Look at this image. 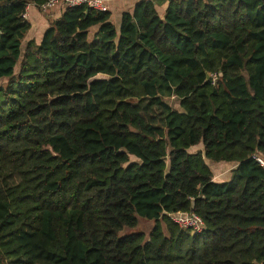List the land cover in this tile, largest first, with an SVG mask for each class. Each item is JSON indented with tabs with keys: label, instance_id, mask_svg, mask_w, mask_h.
Segmentation results:
<instances>
[{
	"label": "trees",
	"instance_id": "16d2710c",
	"mask_svg": "<svg viewBox=\"0 0 264 264\" xmlns=\"http://www.w3.org/2000/svg\"><path fill=\"white\" fill-rule=\"evenodd\" d=\"M46 1L0 0V264H264V0L63 8L38 42Z\"/></svg>",
	"mask_w": 264,
	"mask_h": 264
},
{
	"label": "built area",
	"instance_id": "2783aa9c",
	"mask_svg": "<svg viewBox=\"0 0 264 264\" xmlns=\"http://www.w3.org/2000/svg\"><path fill=\"white\" fill-rule=\"evenodd\" d=\"M34 5V3H28L26 5L25 11L22 15L24 19H29L30 9ZM79 6H86L102 12L108 11V5L105 0H48L40 5L39 10L46 16L54 17L55 11L59 9L76 8ZM216 78L215 75L213 79L216 80ZM254 158L264 168V156L258 153L254 155ZM169 216L180 228L190 230L195 234L205 231V221L195 212H176L170 213Z\"/></svg>",
	"mask_w": 264,
	"mask_h": 264
},
{
	"label": "crops",
	"instance_id": "0c3cea01",
	"mask_svg": "<svg viewBox=\"0 0 264 264\" xmlns=\"http://www.w3.org/2000/svg\"><path fill=\"white\" fill-rule=\"evenodd\" d=\"M107 5H108V11L111 12L112 14V21L119 26L121 22V17L124 12H133L135 5L142 1V0H105ZM168 7V2H166L164 5L159 7V12L162 14V16L165 14V11ZM60 9L55 11V16L56 14L58 15ZM44 15L38 8L35 6H32L30 9V16H29V21L32 24V28L30 30L29 39L35 38L38 42L41 40L44 31L47 29L49 26L48 21ZM94 32V33H93ZM97 32V28L94 27L91 30V38L95 35ZM217 165V175L224 174L221 176V181L228 180L231 176L232 170L236 167V164H225V163H219ZM229 170V171H226ZM214 176L215 173H214ZM220 180H217L218 182H221Z\"/></svg>",
	"mask_w": 264,
	"mask_h": 264
},
{
	"label": "rangeland",
	"instance_id": "374dc122",
	"mask_svg": "<svg viewBox=\"0 0 264 264\" xmlns=\"http://www.w3.org/2000/svg\"><path fill=\"white\" fill-rule=\"evenodd\" d=\"M161 16H162V14H161ZM47 17H50V16L47 15ZM47 17H46V19H47ZM48 24H50V23L48 22ZM6 83H7V80H4L2 83H0V85L1 84L5 85ZM169 102H170L172 107L179 108V100L176 97L171 98L169 100ZM198 148L201 149L202 146L200 145V147H195L194 149H198ZM192 151H194V150H192ZM132 161H136V158L132 157ZM216 164H219V163L211 164V167H212L213 173H215V175H216V176H214V180L217 181V180H220L221 176H223L224 174H221L220 176L217 175V173H216L217 172V165ZM226 171H229V170H226ZM223 181H224V179H223ZM138 217H139L138 225L134 226V227H125L120 233L121 236H127V235L142 233L145 235V237H147V238L150 237L152 230L155 227L156 222L154 220H149V219L144 218L142 216H138Z\"/></svg>",
	"mask_w": 264,
	"mask_h": 264
},
{
	"label": "water",
	"instance_id": "95a60500",
	"mask_svg": "<svg viewBox=\"0 0 264 264\" xmlns=\"http://www.w3.org/2000/svg\"><path fill=\"white\" fill-rule=\"evenodd\" d=\"M208 78H210V74H208V76H207Z\"/></svg>",
	"mask_w": 264,
	"mask_h": 264
}]
</instances>
